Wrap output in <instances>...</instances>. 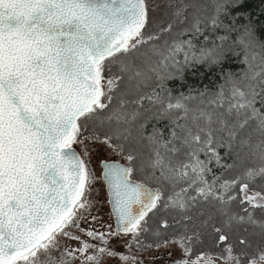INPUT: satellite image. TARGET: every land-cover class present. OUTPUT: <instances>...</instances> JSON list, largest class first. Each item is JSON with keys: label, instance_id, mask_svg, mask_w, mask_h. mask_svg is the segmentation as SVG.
<instances>
[{"label": "snow or ice", "instance_id": "1", "mask_svg": "<svg viewBox=\"0 0 264 264\" xmlns=\"http://www.w3.org/2000/svg\"><path fill=\"white\" fill-rule=\"evenodd\" d=\"M248 2L168 0L158 22L150 0H0V264H142L131 249L162 211L185 222L156 244H177L175 264H264V0ZM197 65L224 83L174 96L165 82ZM96 144L125 163L97 177ZM98 179L115 229L91 226Z\"/></svg>", "mask_w": 264, "mask_h": 264}, {"label": "rangeland", "instance_id": "2", "mask_svg": "<svg viewBox=\"0 0 264 264\" xmlns=\"http://www.w3.org/2000/svg\"><path fill=\"white\" fill-rule=\"evenodd\" d=\"M150 5L153 8H155V11L151 13L154 20L159 22V21H166L169 18L172 9L168 7V0H150ZM157 5L159 7H156ZM74 147L77 149L78 152L81 153V155H83L82 149L79 145H74ZM103 158L119 160L120 162L125 163V160L119 153L114 152L112 149L108 148L107 146H104L102 144L93 145L86 159L89 167L94 171V174L97 177H100L99 161L100 159ZM96 197L99 198L97 199ZM89 200L92 203V207L89 209V213H90L89 220L91 216L97 217V222L93 223L91 226L97 228L98 230L103 231L106 229L103 228L102 225L111 224L114 229L113 218L107 206L106 191L101 179H98L97 182L94 184L92 192L89 194ZM172 216H176L177 220L180 219L179 215L165 214L159 217V221L161 218H166L169 220V222H174V220L171 218ZM188 229H189V234H191V229H192L191 223ZM124 239H130V237H125ZM139 241H140V245L142 246L133 245L131 249V253L136 255L139 261L140 260L148 261L149 264L152 263L167 264L174 259H177L178 261L182 256L181 249L177 246V244H169L167 246H164L161 243L160 247H156V244L158 242H162V240L151 242L146 238H142V235H140ZM64 243L72 244L74 242L69 241L67 240V238H65ZM149 245L151 247H148ZM110 246L114 247L117 251L125 252L126 254L129 251L128 249L122 246V241L119 239H112L110 242ZM215 251L217 250H214L213 252ZM101 264H123V262L119 261L118 259L105 257L104 259L101 260Z\"/></svg>", "mask_w": 264, "mask_h": 264}, {"label": "trees", "instance_id": "3", "mask_svg": "<svg viewBox=\"0 0 264 264\" xmlns=\"http://www.w3.org/2000/svg\"><path fill=\"white\" fill-rule=\"evenodd\" d=\"M246 8H248L253 13L258 14L259 9L261 7L260 0H249L248 4L245 5ZM253 19H256V16H253ZM261 21H264V16L260 17ZM228 22L227 20L225 21ZM240 23H243L244 21H239ZM205 34H208L207 32ZM223 30H220L217 35H223ZM261 40H264V31H261L258 33ZM185 39L188 38L187 36L184 37ZM211 39H216V36L213 35ZM198 46L201 44L207 43L203 41V37H200L198 41H195ZM219 43V41H217ZM208 46H211L208 44ZM182 59V57H180ZM245 66L239 62V59L229 57L228 61L223 65V68L225 70H230L234 73L239 72L242 70ZM224 83V80L221 76V70L220 67H208L207 65H197L196 67H188L185 68L182 74V78L178 75L173 79H169L165 82V86L170 89L173 93V95H179L181 92L188 94L189 90L192 89L193 95L196 94V92L209 90L212 92H215L217 88ZM153 87H155V82L152 84ZM159 91V89H157ZM166 122H161L158 126H163V124ZM149 126V130H150ZM203 158V156L201 157ZM228 163H232L231 160L227 161ZM217 172H219V169H216ZM229 176L232 175V173L228 174ZM261 183V181H257V184ZM235 207V206H234ZM236 210H239L238 208ZM168 213L161 212L156 216H153L149 222L147 227L149 228L148 232H145L142 235V238H146L147 240H150L151 242L160 241L166 238L173 237L178 234H182L185 231V222L176 223L169 222L170 227L167 229H163L160 226L159 223V217L162 215H165ZM175 215H178L176 213H172ZM255 215L257 218H264V214H262L259 210L256 211ZM180 220V219H179ZM190 223L188 224L189 227ZM219 227V223L216 225ZM160 232L161 236L157 237L155 235L156 232ZM201 240L203 243L196 249L197 252L202 251L206 248H209L210 246V240L207 237H201ZM259 244L258 240H255L252 245V249L250 250L252 253H255L257 250V246ZM264 246V245H262ZM216 249H211V251H214Z\"/></svg>", "mask_w": 264, "mask_h": 264}, {"label": "water", "instance_id": "4", "mask_svg": "<svg viewBox=\"0 0 264 264\" xmlns=\"http://www.w3.org/2000/svg\"><path fill=\"white\" fill-rule=\"evenodd\" d=\"M77 150V149H76ZM78 152V151H77ZM102 160H105V159H101L100 160V162H99V165H100V167H101V172H100V176L102 175V171H103V167H102V164H101V161ZM108 160H113V159H108ZM121 163H123V162H121ZM102 180V179H101ZM103 181V180H102ZM104 182V181H103ZM105 183V182H104ZM105 187H106V183H105ZM106 191H107V187H106ZM107 195H108V193H107ZM109 206H110V204H109ZM110 211H111V207H110ZM113 221H114V217H113ZM114 229H115V221H114ZM141 262H142V264H149V262L148 261H144V260H140ZM177 261V259H174V260H172V261H170L169 263H167V264H173V263H175ZM153 264V263H152Z\"/></svg>", "mask_w": 264, "mask_h": 264}, {"label": "flooded vegetation", "instance_id": "5", "mask_svg": "<svg viewBox=\"0 0 264 264\" xmlns=\"http://www.w3.org/2000/svg\"><path fill=\"white\" fill-rule=\"evenodd\" d=\"M104 159V158H103ZM101 160V159H100ZM100 162V161H99ZM99 167H100V165H99ZM100 172H101V167H100ZM103 182V181H102ZM103 184H104V188H105V191H106V187H105V183L103 182ZM97 199L99 198V197H96ZM106 200H107V206H108V208H109V210H110V206H109V203H108V195H107V191H106ZM111 212V211H110ZM112 218H113V216H112ZM114 222V221H113Z\"/></svg>", "mask_w": 264, "mask_h": 264}]
</instances>
